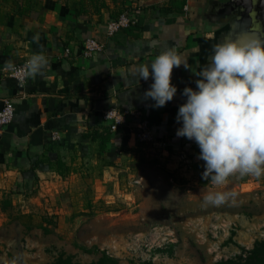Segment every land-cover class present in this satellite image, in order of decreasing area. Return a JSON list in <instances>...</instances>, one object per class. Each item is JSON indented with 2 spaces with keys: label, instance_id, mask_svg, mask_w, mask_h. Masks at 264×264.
Instances as JSON below:
<instances>
[{
  "label": "crops",
  "instance_id": "0c3cea01",
  "mask_svg": "<svg viewBox=\"0 0 264 264\" xmlns=\"http://www.w3.org/2000/svg\"><path fill=\"white\" fill-rule=\"evenodd\" d=\"M81 3L0 0V110L7 101L16 109L13 122L0 126V210L46 212L62 230L75 226L78 236L92 226L98 202L124 194L128 178L144 179L136 169L151 159V151L169 163L170 173L178 169L181 177L203 182L200 149L194 140L177 137L182 122L176 116L187 100L183 89L196 90V73L208 65L213 45L227 39L208 29L198 2L188 1L183 13L138 9L133 24L113 38L107 26L122 10L109 0H101L97 10L87 0ZM90 38L104 48L84 59L79 53ZM167 48L186 56L190 68L173 69L177 92L164 107L154 108L143 95L152 76L145 81L135 72ZM66 49L72 58L63 57ZM35 52L49 61L42 76L20 84L2 71L6 61L17 65ZM114 107L140 110L148 119L157 110L160 122L149 120L154 142H137L133 120L129 129L103 142L108 129L103 113Z\"/></svg>",
  "mask_w": 264,
  "mask_h": 264
},
{
  "label": "rangeland",
  "instance_id": "374dc122",
  "mask_svg": "<svg viewBox=\"0 0 264 264\" xmlns=\"http://www.w3.org/2000/svg\"><path fill=\"white\" fill-rule=\"evenodd\" d=\"M170 1L109 3L125 12L165 8ZM150 158L136 169L144 179L128 178L124 194L98 202L92 226L81 228L79 236L75 226L62 230L46 212L0 210V264H49L60 255L87 264L97 260L98 253L88 251L94 246L120 264H216L246 258L264 239V177L234 176L227 185L215 186L183 178L178 169L170 173L169 163L153 151ZM215 191L237 196L221 206L206 205L204 195Z\"/></svg>",
  "mask_w": 264,
  "mask_h": 264
},
{
  "label": "clouds",
  "instance_id": "9594fccd",
  "mask_svg": "<svg viewBox=\"0 0 264 264\" xmlns=\"http://www.w3.org/2000/svg\"><path fill=\"white\" fill-rule=\"evenodd\" d=\"M212 52L208 65L196 73V90L183 89L187 100L178 109L176 121L182 127L176 135L196 142L197 158L204 161L202 178L212 185L225 186L234 176L259 180L264 177V40L248 35L216 43ZM182 65L190 68L187 57L167 48L137 67L136 77L147 81L152 76L154 82L143 95L155 102L154 108L173 100V69ZM48 66L43 52L32 53L22 69L12 60L5 62V70L21 72L22 82L42 76ZM236 196L234 191H215L203 200L221 206Z\"/></svg>",
  "mask_w": 264,
  "mask_h": 264
},
{
  "label": "built area",
  "instance_id": "2783aa9c",
  "mask_svg": "<svg viewBox=\"0 0 264 264\" xmlns=\"http://www.w3.org/2000/svg\"><path fill=\"white\" fill-rule=\"evenodd\" d=\"M188 7L186 6L185 10ZM136 19V11L129 9L121 13L117 18L111 20L107 26V36L113 38L117 36L120 32L128 29ZM104 45L95 38L87 39L84 46L79 53L84 59L92 58L97 52L103 50ZM65 58H72L73 54L70 49H66L64 56ZM26 60L20 64H17V69H22ZM8 77L16 79L20 84L26 83L27 80L23 82L20 79L21 72H10L2 70ZM15 105L12 101H7L3 108L0 110V126L6 127L10 125L15 117ZM130 120L134 121V127L136 139L138 143H150L154 142L155 136L153 132V127L148 119V117L140 110L136 109H119L110 108L103 113V121L110 128L112 133L122 132L124 129H129ZM57 136L54 137L56 139Z\"/></svg>",
  "mask_w": 264,
  "mask_h": 264
},
{
  "label": "water",
  "instance_id": "95a60500",
  "mask_svg": "<svg viewBox=\"0 0 264 264\" xmlns=\"http://www.w3.org/2000/svg\"><path fill=\"white\" fill-rule=\"evenodd\" d=\"M198 5L208 29L227 34L226 41L248 35L264 40V0H200Z\"/></svg>",
  "mask_w": 264,
  "mask_h": 264
},
{
  "label": "trees",
  "instance_id": "16d2710c",
  "mask_svg": "<svg viewBox=\"0 0 264 264\" xmlns=\"http://www.w3.org/2000/svg\"><path fill=\"white\" fill-rule=\"evenodd\" d=\"M86 0H82V7L84 6V2ZM91 5L95 6L101 1V0H87ZM188 5V0H171L167 7L163 8L162 11L167 13H183L185 11L186 6ZM102 6H105V4L102 3ZM97 10V9H96ZM80 15L84 14L85 11L78 12ZM121 14V13H120ZM149 120L154 123H159L161 118L160 114L157 110H154V112L149 117ZM112 136V132L110 128L107 129V136L103 138V142H107L110 140ZM103 144V149H104ZM204 169V166L202 168ZM210 182V181H209ZM88 251L97 252V260L92 261L91 263L87 264H120L119 260L115 257L110 256L105 251H101L100 248L97 246H94V248H89ZM49 264H83L81 262H75L73 261V258L71 256H62L60 255L54 262ZM216 264H264V239L259 240L255 242V245L252 250H250L249 255L246 258L239 257L234 260L229 261H222L218 262Z\"/></svg>",
  "mask_w": 264,
  "mask_h": 264
}]
</instances>
